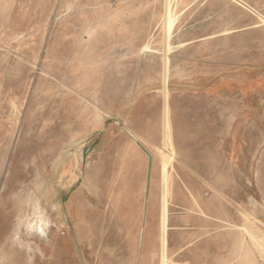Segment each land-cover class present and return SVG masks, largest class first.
Segmentation results:
<instances>
[{"label":"rangeland","instance_id":"obj_1","mask_svg":"<svg viewBox=\"0 0 264 264\" xmlns=\"http://www.w3.org/2000/svg\"><path fill=\"white\" fill-rule=\"evenodd\" d=\"M38 184L52 224L26 252L8 237ZM3 248L264 264V0H0Z\"/></svg>","mask_w":264,"mask_h":264},{"label":"bare ground","instance_id":"obj_2","mask_svg":"<svg viewBox=\"0 0 264 264\" xmlns=\"http://www.w3.org/2000/svg\"><path fill=\"white\" fill-rule=\"evenodd\" d=\"M45 188L46 187H43V184H38L37 191L39 195L34 191L31 192L27 190L24 197L17 198L16 201L21 208H19L17 213L15 230L9 238L12 245L26 249L27 251L30 250V242L21 238L23 233L22 230L25 235H36L41 238L46 237L52 222L49 219V211L47 212V208L42 206L41 203L42 198L46 196V192H50L48 190L45 191Z\"/></svg>","mask_w":264,"mask_h":264},{"label":"crops","instance_id":"obj_3","mask_svg":"<svg viewBox=\"0 0 264 264\" xmlns=\"http://www.w3.org/2000/svg\"><path fill=\"white\" fill-rule=\"evenodd\" d=\"M163 197H164V195H163ZM42 202V201H41ZM50 229V228H49ZM49 232V231H48ZM10 237H8V239H9ZM21 238H22V236H21ZM46 238V237H45ZM24 239V238H23ZM9 242H10V239H9ZM10 245H11V247H13L14 245H12L11 244V242L9 243ZM20 248V247H19ZM22 249V248H21ZM24 250H26V249H24ZM33 250V248H32V246H30V250L29 251H27L26 250V252H31ZM4 248L2 249V250H0V256L2 255V254H4ZM5 255V254H4ZM0 259H3V261L1 262V264H5L6 262L8 263V261H9V259H4L3 257H0ZM5 261V262H4Z\"/></svg>","mask_w":264,"mask_h":264}]
</instances>
